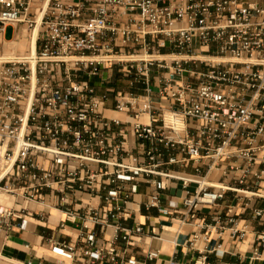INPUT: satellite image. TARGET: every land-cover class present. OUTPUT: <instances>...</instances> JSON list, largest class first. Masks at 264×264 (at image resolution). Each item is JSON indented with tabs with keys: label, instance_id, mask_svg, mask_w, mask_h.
<instances>
[{
	"label": "built area",
	"instance_id": "obj_1",
	"mask_svg": "<svg viewBox=\"0 0 264 264\" xmlns=\"http://www.w3.org/2000/svg\"><path fill=\"white\" fill-rule=\"evenodd\" d=\"M39 1L40 17L34 0H0V35L38 29L34 51L0 66V253L33 216L29 204L76 201L64 214L85 234L52 252L115 264L116 243L142 232L135 220L133 229L120 224L132 219L141 184L150 189L145 211L172 218L181 207L180 224L196 228L190 246L213 234L242 239L248 226L235 217L207 224L197 211L227 194L264 201V0ZM113 70L143 93L97 96L91 79ZM188 165L192 172L173 170ZM178 185V201L164 205L161 192ZM263 214L252 209L255 220ZM91 226L111 229L108 248ZM257 241L253 261L264 232ZM211 252L222 255L221 243ZM207 254L203 247L192 264Z\"/></svg>",
	"mask_w": 264,
	"mask_h": 264
},
{
	"label": "crops",
	"instance_id": "obj_2",
	"mask_svg": "<svg viewBox=\"0 0 264 264\" xmlns=\"http://www.w3.org/2000/svg\"><path fill=\"white\" fill-rule=\"evenodd\" d=\"M10 27H14L15 31L14 35L8 39L6 32ZM26 36L27 32L24 27L7 26L0 35V56L4 55L9 50L8 47L11 46H15V49L22 52L14 51L15 56L27 54L29 52V37ZM4 45L6 50H4ZM103 75L102 78L95 77L90 81L97 96L107 94L112 97L119 92L143 93L141 86L131 88L129 82L114 70ZM112 116L115 115L111 113L108 117ZM173 170L192 172L191 165L174 166ZM149 194V187L141 184L138 193L128 205L133 217L121 221V226L133 229V220H135L141 225L142 232L132 234L127 244L122 240L116 243L115 247L119 257L115 264L129 260L135 264H168L171 258H175L179 264H192L200 255L203 247L208 251L206 264H264V252H262L260 261L252 260L253 249L259 247L257 236L264 232V214L260 219L255 220L252 217V209H264V201L245 203L237 201L231 194H227L226 198L215 207H200L197 211V218L200 221L212 224L215 220L235 217L239 228L247 225L248 229L242 239H232L226 233L219 240L218 236L213 234L207 244L199 243L196 247H192L189 243L196 228L188 223L180 224L181 207L172 213V218L162 217L155 210L147 212L144 209V204L149 200ZM161 195L164 205L167 198L178 201L181 196L180 187L179 185L177 188L168 186L161 192ZM81 200L83 204L90 203L86 197H82ZM47 204L46 207L36 204L28 205L33 216L26 218L27 224L23 230L14 229L9 234L8 242L0 253V264H72L66 258L53 253L52 246L56 243H78L79 236L85 234L78 218L75 223H71L64 214L73 205L78 206L79 202H69L68 206L60 210L50 208L54 204L53 201H48ZM92 204L98 205L99 203L92 202ZM245 204L247 207H244ZM90 231L95 234L99 248L109 247L108 240L111 236V229L91 226ZM220 243L223 254L218 256L211 251ZM152 252L158 253V256L150 261L147 259V254ZM86 262V258H78L73 264H86ZM98 264L110 263L108 260H104Z\"/></svg>",
	"mask_w": 264,
	"mask_h": 264
},
{
	"label": "bare ground",
	"instance_id": "obj_3",
	"mask_svg": "<svg viewBox=\"0 0 264 264\" xmlns=\"http://www.w3.org/2000/svg\"><path fill=\"white\" fill-rule=\"evenodd\" d=\"M44 7H45V1H41L38 8L36 9V13H37L38 17H40L41 9H43ZM37 32H38V29H35L33 32H30V35L28 38V50L29 51H34V41L36 39ZM14 49H15V46H11L10 49L8 51H6V53L4 55L0 56V66L2 63L10 61L11 59H13L15 57V55H14L15 50Z\"/></svg>",
	"mask_w": 264,
	"mask_h": 264
},
{
	"label": "rangeland",
	"instance_id": "obj_4",
	"mask_svg": "<svg viewBox=\"0 0 264 264\" xmlns=\"http://www.w3.org/2000/svg\"><path fill=\"white\" fill-rule=\"evenodd\" d=\"M39 4H40V1L39 0H34V2H33V5H32V7H33V10L34 11H36V9L38 8V6H39ZM14 31H15V28L14 27H10L8 30H7V32H6V38H10V37H12L13 35H14ZM27 32V36L26 37H29V35H30V32H28V31H26ZM23 36L21 35V38H22ZM9 49H10V47H8ZM4 50H6V47L4 46ZM15 52L16 53H22V52H20V50H18V49H15ZM111 113L112 112H106V116H109V115H111Z\"/></svg>",
	"mask_w": 264,
	"mask_h": 264
}]
</instances>
